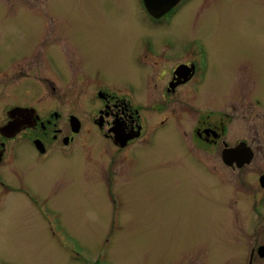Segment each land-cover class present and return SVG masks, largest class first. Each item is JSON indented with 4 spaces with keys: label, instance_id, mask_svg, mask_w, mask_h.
Here are the masks:
<instances>
[{
    "label": "flooded vegetation",
    "instance_id": "af4514ba",
    "mask_svg": "<svg viewBox=\"0 0 264 264\" xmlns=\"http://www.w3.org/2000/svg\"><path fill=\"white\" fill-rule=\"evenodd\" d=\"M48 1L39 15L30 0H0V37L7 38L10 47L0 60V264H16L19 247V257L31 263L62 264L69 244L78 242L73 235L70 238L68 217L52 205L53 178L45 177L49 184L41 189L40 181L22 174L31 158L58 167L60 158L75 151L85 157L99 155L101 141L124 153V170L113 169L114 160L101 169L99 160L97 175L90 179L106 187L101 195L110 200V229L115 224L116 189L122 188L130 164L129 150L133 144L140 147L163 139L166 132L177 136L182 151L178 162L187 156L207 172L212 186L219 182L225 193L222 175L241 176L254 164L256 192L264 196V102L253 93L255 82L241 73L228 88L216 85L211 92L203 42L192 38L186 47V39L176 40L174 34L157 28L168 27L187 7L198 8L203 0H136V19L141 23L139 83L119 85L98 79V72L84 71L89 66L84 52L68 38L63 18ZM148 24L153 29L146 33ZM15 27L19 33L28 30L33 43L38 38L37 44L13 49ZM86 103L91 105L88 110ZM243 122L249 124L248 136ZM68 178H62V184ZM240 216L243 222L242 209ZM253 231L257 240L240 249L234 260L213 258L207 249L202 260L195 261L197 245L192 244L180 256L179 247L173 264H264V242L259 239L264 238V223L256 222Z\"/></svg>",
    "mask_w": 264,
    "mask_h": 264
},
{
    "label": "rangeland",
    "instance_id": "374dc122",
    "mask_svg": "<svg viewBox=\"0 0 264 264\" xmlns=\"http://www.w3.org/2000/svg\"><path fill=\"white\" fill-rule=\"evenodd\" d=\"M30 2L41 15L45 0ZM135 3L49 0L48 6L58 9L56 15L63 18L68 38L84 52L89 65L84 71L92 75L98 72V79L119 85L139 83L137 38L141 23L136 19ZM157 28L163 34H174L176 40L186 39V47L192 38L203 42L211 92L216 85L228 88L242 73L246 80L255 82L253 93L264 102V0H203L198 8L187 7L168 27ZM152 29L148 24L146 33ZM11 38V47L16 50L33 48L38 42L37 38L33 43L28 30L19 33L16 27ZM9 49L7 38L0 37V60ZM43 50L50 52L48 46ZM90 106L86 103V110ZM240 124L248 136V122ZM162 138L140 147L133 144L129 150L130 164L124 171L122 188L116 189L115 224L111 229L107 225L110 200L101 195L106 187L90 179L97 175L99 160L101 169L107 160H114L113 169L124 170V153L101 141L99 155L94 153L91 158L75 151L60 158L58 167L31 158L22 174L40 181L37 186L41 189L49 184L45 177L53 178L52 205L68 217L70 238L73 235L78 240L69 244V256L62 264H173L179 247L180 256L181 250H189L192 244L197 245L195 261L202 260L207 249L213 258L234 260L240 249L255 243L258 234L254 226L256 222L264 223V196L256 192L254 164L241 176L223 174L225 186L234 194L227 187L225 193L219 182L212 186L207 172L191 164L187 156L178 162L182 151L174 132H166ZM186 144L190 146L187 140ZM89 149L96 150L93 146ZM66 176L71 178L62 184ZM28 215L34 219L32 209ZM259 239L264 242V238ZM4 253L12 256L8 251ZM21 253V247L16 248V264H40L19 257Z\"/></svg>",
    "mask_w": 264,
    "mask_h": 264
},
{
    "label": "water",
    "instance_id": "95a60500",
    "mask_svg": "<svg viewBox=\"0 0 264 264\" xmlns=\"http://www.w3.org/2000/svg\"><path fill=\"white\" fill-rule=\"evenodd\" d=\"M154 5V4H153ZM146 7L150 10L151 8H153L151 5H146ZM261 181L264 182V176L261 178ZM263 249V248H262Z\"/></svg>",
    "mask_w": 264,
    "mask_h": 264
}]
</instances>
